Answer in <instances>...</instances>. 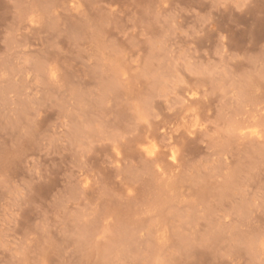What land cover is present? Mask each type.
I'll use <instances>...</instances> for the list:
<instances>
[{
	"label": "rangeland",
	"instance_id": "rangeland-1",
	"mask_svg": "<svg viewBox=\"0 0 264 264\" xmlns=\"http://www.w3.org/2000/svg\"><path fill=\"white\" fill-rule=\"evenodd\" d=\"M0 264H264V0H0Z\"/></svg>",
	"mask_w": 264,
	"mask_h": 264
}]
</instances>
